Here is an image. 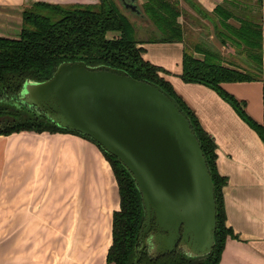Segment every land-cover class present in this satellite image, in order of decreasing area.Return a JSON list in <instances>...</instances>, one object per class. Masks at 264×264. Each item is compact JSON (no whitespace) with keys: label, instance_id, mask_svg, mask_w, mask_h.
Here are the masks:
<instances>
[{"label":"crops","instance_id":"crops-1","mask_svg":"<svg viewBox=\"0 0 264 264\" xmlns=\"http://www.w3.org/2000/svg\"><path fill=\"white\" fill-rule=\"evenodd\" d=\"M33 1L37 0H0V35L19 36L23 10ZM190 1L179 0L180 22L195 31L191 34L207 36L231 58L223 64L242 69L247 68L244 47L230 40L221 42L216 35L220 17L214 9L227 2L237 9L236 14H244L245 1L257 5L263 33L262 76L224 82L223 87L245 101L246 112L264 126V0H194L195 5ZM236 14L228 22L239 27L241 18ZM185 45L186 40L145 42L144 57L170 71L166 77L217 142V167L227 177L223 190L226 224L233 232L219 264H264V139L215 90L178 76ZM195 55L204 57L202 52ZM119 207L114 171L94 141L61 131L0 135V264H107L113 213Z\"/></svg>","mask_w":264,"mask_h":264},{"label":"trees","instance_id":"trees-1","mask_svg":"<svg viewBox=\"0 0 264 264\" xmlns=\"http://www.w3.org/2000/svg\"><path fill=\"white\" fill-rule=\"evenodd\" d=\"M194 4H197L192 0ZM235 5V2H232ZM153 24V33L146 40L137 36V27L122 11L116 0L96 2L56 3L44 0L31 2L23 10V23L18 37L0 35V135L25 130L36 132H72L94 141L109 160L114 171L120 194V207L114 210L112 243L107 252V264H132L136 250L141 246L144 208L141 193L135 180L120 159L106 151L90 136L63 128L43 114L13 103L26 78L43 80L49 78L64 60H84L90 64L106 63L126 69L137 79L146 78L160 84L176 97L189 113L194 129L201 140L216 187L218 225L213 251L205 256L191 257L182 250H175L157 257L148 250L140 254L138 264H219L228 238L233 232L226 224L224 187L227 177L217 167V142L206 130L196 112L177 92L166 77L170 71L144 57L145 42H174L189 38L191 31L179 18L183 8L179 0H145L142 4ZM235 8L226 3L215 9L220 17L217 34L223 42H244L249 58L258 62L259 73L251 68L242 69L223 64L221 52L213 43H186L183 69L178 75L184 82L199 83L215 90L229 102L240 116L255 127L264 139V126L255 121L245 109L246 102L239 100L223 87L224 82L253 81L261 78L263 68V33L261 19L255 22L236 14ZM241 18V25H230V16ZM222 28V29H221ZM226 28V31L225 29ZM110 31L117 32L110 36ZM190 32V33H189ZM190 35H189V34ZM193 36H195L193 34ZM193 42V41H192ZM196 52H202L203 58Z\"/></svg>","mask_w":264,"mask_h":264},{"label":"water","instance_id":"water-1","mask_svg":"<svg viewBox=\"0 0 264 264\" xmlns=\"http://www.w3.org/2000/svg\"><path fill=\"white\" fill-rule=\"evenodd\" d=\"M116 1L134 20L151 23L140 0ZM13 103L90 136L131 173L144 208L132 264L144 250L154 257L213 251L218 204L208 160L189 113L160 84L106 63L64 60L49 78H26ZM152 220L157 230L147 236Z\"/></svg>","mask_w":264,"mask_h":264},{"label":"rangeland","instance_id":"rangeland-1","mask_svg":"<svg viewBox=\"0 0 264 264\" xmlns=\"http://www.w3.org/2000/svg\"><path fill=\"white\" fill-rule=\"evenodd\" d=\"M145 0H140L139 2H140V4L142 5L143 4V2H144ZM257 5H252V4H250V3H247L246 1L244 2V7L242 8V10H244V15H245V18H249V19H252V20H254L255 22H259L260 21V17H259V10L257 9V7H256ZM185 10H187L186 8H184ZM254 12H253V11ZM122 11L123 12H125L128 16H129V18L134 22V24L136 25V27H137V36H138V38L140 39V40H146V39H148L149 37H151V36H156V35H154V34H152L153 33V28H154V26H153V24L152 23H150V24H146V23H142V22H140V21H138V20H134L133 19V16H131V14H129V12L127 11V10H125V9H123L122 8ZM251 11V12H250ZM187 26V25H186ZM189 26V25H188ZM189 30L191 31L192 30V32H195L190 26H189ZM190 33V32H189ZM188 33V34H189ZM190 35V34H189ZM194 35L195 36H193V34L192 35H190L191 37H192V40H189V38H187L186 39V43L188 44V45H191L192 46V43H195V42H202L203 44H207V45H209L208 43H211L210 42V40L208 39V37L206 36L205 38L201 35V34H199V33H194ZM193 41V42H192ZM235 44H237V46H240V47H245V44H244V42H240V43H236L235 42ZM234 45V44H233ZM210 46H213L214 48L216 47L214 44H211ZM217 48V47H216ZM218 49V48H217ZM219 50V49H218ZM220 51V50H219ZM221 52V51H220ZM243 53H244V67H247V68H251L250 66V62H249V60L246 58V55H247V52H245V50L243 51ZM249 57V56H248ZM222 58V61L223 60H231V58L230 57H228V56H226V55H224V54H220V59ZM49 132V131H48Z\"/></svg>","mask_w":264,"mask_h":264},{"label":"flooded vegetation","instance_id":"flooded-vegetation-1","mask_svg":"<svg viewBox=\"0 0 264 264\" xmlns=\"http://www.w3.org/2000/svg\"><path fill=\"white\" fill-rule=\"evenodd\" d=\"M157 230V228H156V225H155V223H154V220H152V222H151V227H150V229L148 230V234H146L147 236L149 235V233H152V232H155Z\"/></svg>","mask_w":264,"mask_h":264}]
</instances>
